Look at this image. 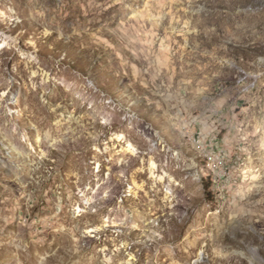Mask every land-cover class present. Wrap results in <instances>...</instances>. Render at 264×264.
<instances>
[{
    "label": "rangeland",
    "instance_id": "374dc122",
    "mask_svg": "<svg viewBox=\"0 0 264 264\" xmlns=\"http://www.w3.org/2000/svg\"><path fill=\"white\" fill-rule=\"evenodd\" d=\"M0 264H264V0H0Z\"/></svg>",
    "mask_w": 264,
    "mask_h": 264
},
{
    "label": "bare ground",
    "instance_id": "6f19581e",
    "mask_svg": "<svg viewBox=\"0 0 264 264\" xmlns=\"http://www.w3.org/2000/svg\"><path fill=\"white\" fill-rule=\"evenodd\" d=\"M9 45H10L9 43H5L2 48L8 47ZM120 138H119V140H120ZM121 152H123V153L127 152V153L135 154L136 153V149L131 144H129L126 148H123V150H121ZM155 167H157V166H155V164H152V169L153 168L155 169Z\"/></svg>",
    "mask_w": 264,
    "mask_h": 264
}]
</instances>
